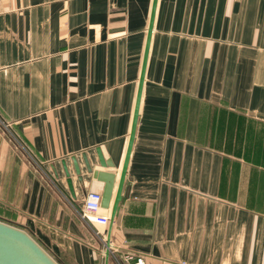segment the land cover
Listing matches in <instances>:
<instances>
[{"label": "crops", "instance_id": "0c3cea01", "mask_svg": "<svg viewBox=\"0 0 264 264\" xmlns=\"http://www.w3.org/2000/svg\"><path fill=\"white\" fill-rule=\"evenodd\" d=\"M153 2L0 0V219L61 264H120L107 236L146 264H264V0H158L119 209L80 215L105 185L87 153L112 221Z\"/></svg>", "mask_w": 264, "mask_h": 264}, {"label": "water", "instance_id": "95a60500", "mask_svg": "<svg viewBox=\"0 0 264 264\" xmlns=\"http://www.w3.org/2000/svg\"><path fill=\"white\" fill-rule=\"evenodd\" d=\"M157 3L158 0H154L129 146H128L125 162L123 165V169L121 172V177H120L115 201L112 206V222L114 221L116 213L119 209V203L122 196L129 160L133 149L135 133L139 118L141 97H142L145 75L147 70V63L149 58L151 37L153 33L155 15L157 10ZM97 153H98L100 165L102 167L115 166L112 159L106 160L104 158L100 149H97ZM83 159L86 165L87 172L93 174V177L95 179H98L99 181H103L105 183L102 192L103 194L102 206L107 209L110 208L111 200L114 194L116 173L111 171H102V170L94 169V167L91 164V161L87 156V153H83ZM62 163L69 189L71 191V194L74 196L75 191L73 188L71 173L67 167L66 162L63 161ZM73 163L79 181L83 182L84 177L82 175V170L75 156L73 157ZM107 257H109V253H107ZM0 264H61V263L47 249H45L27 230L0 219Z\"/></svg>", "mask_w": 264, "mask_h": 264}, {"label": "built area", "instance_id": "2783aa9c", "mask_svg": "<svg viewBox=\"0 0 264 264\" xmlns=\"http://www.w3.org/2000/svg\"><path fill=\"white\" fill-rule=\"evenodd\" d=\"M0 125L5 127L7 130L10 128V124L7 121H4L0 117ZM13 141L20 144L21 139L19 136L12 134ZM102 198L103 194L101 191H90L87 193L86 198L84 200L81 217L83 220L90 222L92 224H98L102 226L109 227L111 225V217L105 211V208L102 206ZM97 235H104L103 233L96 231ZM105 246L107 250H105L109 255H113L115 258H118L120 264H146L145 256L140 251L135 249H120L118 245L114 244L107 236L104 238Z\"/></svg>", "mask_w": 264, "mask_h": 264}]
</instances>
